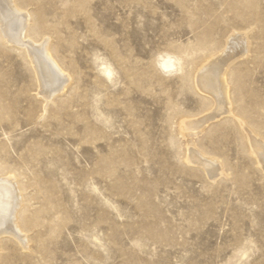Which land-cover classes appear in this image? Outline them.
<instances>
[{"label": "rangeland", "instance_id": "rangeland-1", "mask_svg": "<svg viewBox=\"0 0 264 264\" xmlns=\"http://www.w3.org/2000/svg\"><path fill=\"white\" fill-rule=\"evenodd\" d=\"M15 1L72 79L52 95L0 30V177L19 213L0 264H264V173L239 127L224 114L187 137L225 160L215 181L179 133L210 113L190 72L226 57L264 139V0Z\"/></svg>", "mask_w": 264, "mask_h": 264}, {"label": "bare ground", "instance_id": "bare-ground-1", "mask_svg": "<svg viewBox=\"0 0 264 264\" xmlns=\"http://www.w3.org/2000/svg\"><path fill=\"white\" fill-rule=\"evenodd\" d=\"M29 16L30 14L28 12L27 13L23 12L22 8L16 3L15 0H0V30L2 32L3 39H5L8 43H12V44L14 43L25 47L28 58L31 59L30 61L32 63H34V68L37 69L39 73L38 76L39 75L41 76L43 84L45 85V87L51 89L50 92L53 95L54 93L64 89L67 86L66 85L67 81L69 85V82L71 81L72 78L64 72L63 67L53 56V53L50 48V39L44 40L43 38L44 40L43 42L37 43L40 42L42 39L39 41L33 40L30 37V34L27 33V27L30 21ZM233 49L231 51H233ZM224 54L226 53H223V55ZM230 57L231 56H229L228 59H231ZM225 58L224 60L220 61L221 63L219 62L220 64L218 66L217 65H213L212 67L203 66L200 69L194 68L190 72V78L193 87L198 91L204 93L208 98V104H207L208 107H206L205 110H210V113L208 115H205V117L203 118L182 121L179 128V133L183 138L187 140L185 142L186 163L202 168L207 178L213 181H215L220 175L227 176L229 174V172H227L225 160H222L219 157L216 158L213 154H210V152L207 151V148L206 149L203 148L204 146L201 147L199 143L193 139L189 141L187 137L189 134L197 135L199 132L204 131L202 127L207 121L209 122V120L211 121V119L219 118L221 117V115L224 114H227L228 119H230L233 122V124L239 127L240 131L242 132L241 133L242 139H243V143L246 146V149L248 150L250 155L253 156L255 160V164L264 173V139L261 138L260 133L253 126V124L252 125L248 124L246 117L244 116L245 115L244 113L246 111L243 112V109L240 111L239 108H238L239 110L234 109L235 106H233L234 104L233 101L235 100V97L234 100H232L233 97L231 99L230 83H232L233 81L231 79V77L233 76L231 75L233 72L236 71L230 73L231 77H229L228 74L230 70L229 65L227 66L228 68L227 67L224 68L225 70L222 68L224 67L223 66L224 61L227 60ZM208 59L205 61H208ZM233 60L231 59L229 62L231 61L233 62ZM219 67H221L220 70ZM233 84L234 81L232 85ZM236 98H239V96ZM228 105L230 107H228ZM225 110L227 111L226 113ZM214 121H212V123ZM245 124L248 125L249 127L248 130L245 128L244 126ZM190 144H192V146H189ZM3 176L6 175L3 174ZM13 182L14 181L11 178L0 177V234L2 236L6 233L11 234V233L19 232V224L17 223V216L19 213L17 214L18 211L16 208L17 193L12 184ZM21 206H22V201H21ZM18 208H20V206H18Z\"/></svg>", "mask_w": 264, "mask_h": 264}]
</instances>
